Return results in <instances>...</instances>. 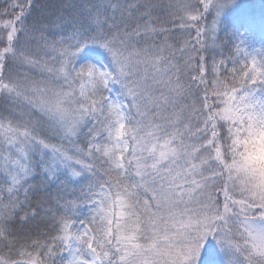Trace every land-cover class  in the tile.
<instances>
[{
	"label": "snow or ice",
	"instance_id": "obj_1",
	"mask_svg": "<svg viewBox=\"0 0 264 264\" xmlns=\"http://www.w3.org/2000/svg\"><path fill=\"white\" fill-rule=\"evenodd\" d=\"M0 264H264V0H0Z\"/></svg>",
	"mask_w": 264,
	"mask_h": 264
},
{
	"label": "trees",
	"instance_id": "obj_2",
	"mask_svg": "<svg viewBox=\"0 0 264 264\" xmlns=\"http://www.w3.org/2000/svg\"><path fill=\"white\" fill-rule=\"evenodd\" d=\"M259 1H260V0H255V5H256L257 9H258L257 4L259 3Z\"/></svg>",
	"mask_w": 264,
	"mask_h": 264
},
{
	"label": "rangeland",
	"instance_id": "obj_3",
	"mask_svg": "<svg viewBox=\"0 0 264 264\" xmlns=\"http://www.w3.org/2000/svg\"><path fill=\"white\" fill-rule=\"evenodd\" d=\"M258 9L261 7V0L259 1V3L257 4Z\"/></svg>",
	"mask_w": 264,
	"mask_h": 264
}]
</instances>
